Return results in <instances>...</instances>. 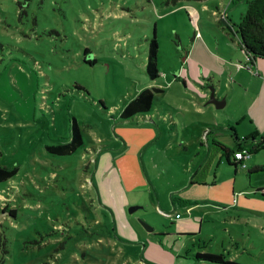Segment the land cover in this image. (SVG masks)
<instances>
[{"label":"rangeland","instance_id":"rangeland-1","mask_svg":"<svg viewBox=\"0 0 264 264\" xmlns=\"http://www.w3.org/2000/svg\"><path fill=\"white\" fill-rule=\"evenodd\" d=\"M229 1L0 0V163L18 168L0 184V264H178V257L190 253L172 249L171 239L147 227L165 234L178 227L189 231L187 243L195 250L192 263L185 264H200L193 255L205 252L239 264H264V233L241 226L245 217L264 226V201L255 195L264 191V172L249 179L246 169L236 172L217 159L207 184L183 190L193 205L199 202L198 215L187 217L178 205L172 213L183 216L178 221L151 208L130 214L140 205L129 206L128 222L142 232L141 244L121 240L120 226L101 201L103 184L111 198L118 187L131 201L156 202L150 177L164 198L166 176L178 165L171 158L193 169L191 176L197 169L200 138L193 132L215 128L223 142L257 137L251 120L242 119L264 106V60L245 68L248 59L237 36L236 9L242 4L232 5L233 22L220 21L219 10ZM155 30L160 72L155 84L164 92L144 114L152 117L144 126L164 138L151 144V131L125 123L121 113L153 84L146 63ZM238 70L242 87L238 83L232 91ZM216 89L221 101L229 97L224 108L211 103ZM74 118L82 147L67 157L50 154L47 146L69 142ZM209 139L212 144V135ZM260 141L251 140L258 150L247 158L249 167L264 165Z\"/></svg>","mask_w":264,"mask_h":264},{"label":"crops","instance_id":"crops-1","mask_svg":"<svg viewBox=\"0 0 264 264\" xmlns=\"http://www.w3.org/2000/svg\"><path fill=\"white\" fill-rule=\"evenodd\" d=\"M247 1L248 0H230L228 3L227 2L224 3L222 5L221 9L219 10V12L220 13L222 12V15H223L220 21L223 22L224 18H225V20H227L229 23L233 22L235 20V18H236L233 15V13H235L236 11L239 13L240 19H241V17L245 14V13H243L244 10H245L244 6L246 7V10H247ZM233 4L236 7L239 6L240 4H242V6L237 7L238 10L236 9V11H235V9H234L235 6L232 8ZM239 22H240V20H239ZM239 22H238V24H239ZM237 36L239 37L238 32H237ZM239 39H240V37H239ZM262 60H264V59H262ZM260 61L261 60H259L255 64L254 67H251L250 70H252L253 68H256V66L258 67V63ZM239 67H240V69H242L241 66H239ZM241 73H242V70H238V73L236 74V77H234L232 79L233 84L235 85V86L233 85L231 87L232 91H236L237 90L236 85H238V83H239V85L241 84L240 87H242V83L243 82L238 80V77H239V75ZM151 87H156V88L162 89L160 86L153 85V84L151 85ZM162 92H164L163 89H162ZM217 92H220V91H218V89H216L215 96H214L215 99L214 100L217 102V104L219 106H221L220 108H224L229 102V97L226 96V99L221 101L220 100V96L222 94L219 95V94H217ZM221 98H223V97L221 96ZM263 107H261V108L260 107H256V108L250 109L247 113L244 114L243 119H242V121H246V120L250 119L251 120V124L255 126V128H256V136L257 137H254L255 139L253 141L261 140V139H259L258 136L259 135L261 136V135L264 134V126H263V124H264V113H261L262 110H263ZM170 118L172 119L173 116L171 115ZM142 120H143L142 123H138V121H137V122H135V123H137L135 125H137V126L141 125L139 127V129H142L144 131H151L150 132L151 133V137L149 139L150 140L149 142L151 144L154 143V142H157L159 139L164 138V133H161L159 136H157V132L155 130L144 126V125H149V124L152 123V117L142 118ZM171 122H172V120H171ZM125 123H128V122H125ZM173 124L175 126H177V123H173ZM206 124H207V122H206ZM206 127H207V125L205 126V128ZM214 129L213 128L212 129L209 128L208 131L203 133V135H201V133L200 134H196V133L193 132V136L194 137L200 138V140H199L200 143L198 144V148L197 149L195 148V155L198 157L197 159H199V164L197 166L196 171L194 172V174L192 176H191V174L193 173V169L189 168L188 165L185 166L180 161H178V160H176L174 158H171V161L173 163L177 162V164H178L177 166L178 167L177 166L174 167V168L171 167L170 168V172H168V174L166 176V182L168 183V190L166 191V193L164 195V198L161 197V195L159 193V190H158V186L156 185L155 180L150 177L149 181L153 184V188L155 189L156 195H157V201L156 202L142 203L141 201L139 202V201H136V200H132L131 201L127 197H124L123 195L122 196L120 195V188L116 187L115 184H114V187H116L115 194H114V197L111 198L105 192L104 185L101 184L102 185L101 186V191H103V199H104V200H101V201L103 202V204L107 208H109V210L112 211V213L114 215L115 222L118 223V225L120 226V232H121L122 237L119 236V235L118 236L121 238V240H123L124 238L126 240V241L123 240V242H125V243H134V244H141V242H142L141 241L142 232L137 230L136 228H133L132 226H130V224L128 222V216H127L126 213H128L127 212L128 208L131 205H140L139 207H141V209H145V210H147L148 208H151L154 211L155 214H158V215H160V216H162L163 218H166V219H170V220L175 219L176 221L181 220L183 218V216H181L178 213L175 216L172 214L174 211L177 210V206L178 205L182 206L183 208H185L187 210L186 211V216L187 217H190L192 214L193 215H198L197 214V206L200 205L199 202H197L196 205H193L192 203L194 202V200L189 198V197H184L183 190H185L187 188H190V187L200 186V185L193 184L192 183V178L195 175V173L198 171V169L201 167V165L204 163L206 157L209 154L210 147H211V143H210L211 139H209V135H210V130H214ZM244 136L245 135H242V138ZM202 138H205V141H203ZM244 139H241V140H244ZM167 140L171 144V142H170L171 138H167ZM214 140H216V138L215 139L213 138V141ZM241 140L237 139V142H235V141H233V139L229 140V137H227L226 141L225 140H224V142L222 140H220V141L222 143H224L226 146H228L229 148L235 149L236 145L241 143L240 142ZM156 144L158 145V143H156ZM166 146L168 148V144H166ZM252 146L249 149L255 147L254 144H252ZM202 148H204L205 150L202 149ZM191 149H192V147H191ZM180 152L178 154H180ZM142 157L144 159L143 155H142ZM169 157H171L170 154L168 155V158ZM202 158L204 159L203 161H201ZM220 160H223V158L220 159ZM98 161L99 160H97V164H98ZM196 165H197V163L194 162V166H196ZM257 167L261 168V167H264V165L256 164V165L253 166V168H252V166L249 167L247 165L246 170H247L249 179H251V175L249 176V172L248 171L249 170H254V168H257ZM145 168L147 169V165L146 164H145ZM103 169H105V167L102 164L101 168L99 170V173L102 172ZM237 171H238V169H237ZM206 184H207V182H206ZM258 189H260V187H258ZM169 196H170V199H171L172 204L174 206V209L172 211H171V206L169 205V201H168L169 200L168 199ZM261 200L264 201V198L262 197ZM186 202L189 203V204L185 205ZM157 206H158V208H157ZM248 213L249 212L245 213L246 216H249ZM167 215H170V216H167ZM243 220H244V223H242L241 226H247V228L249 227L251 230H254V231L258 230V231H261V232L264 233V226L260 227L258 222L255 219L253 220V223L248 222V221H252L250 217H245V218H243ZM187 222H188V225H191L192 227L195 226V224L193 223L192 219L189 218L187 220ZM199 230L201 231V228H199ZM152 233H154V235H156V236H157V234L166 235L164 237L168 238V239H171L170 241H172V244L170 245L172 247V249L177 246V250H179L182 247H185L186 249L189 250L190 253L185 255L186 258L184 257V258L180 259V257H178V264H185L186 263L185 261L192 263L191 259H190V256H191V252H193L195 250V248L193 247V249L191 250L189 244L187 243V238L192 236V234H187V233H189V231H186L183 228L181 229V228L178 227L176 233H166L165 234V233H163V231L157 232L156 230H153ZM241 236L244 238L245 234L242 233ZM179 238H181V239H179ZM251 246L252 247H258V246H255L254 244L251 245ZM200 264H206V263H200Z\"/></svg>","mask_w":264,"mask_h":264},{"label":"trees","instance_id":"trees-1","mask_svg":"<svg viewBox=\"0 0 264 264\" xmlns=\"http://www.w3.org/2000/svg\"><path fill=\"white\" fill-rule=\"evenodd\" d=\"M180 1H203V0H164L165 5H177ZM238 35L242 45V50L245 53L248 63L247 69H251L255 64L264 59V0H248L247 10L241 17L238 24ZM158 54L159 44L156 38V30L154 36L149 40L147 50V63L146 74L150 82L153 85L160 78V72L158 68ZM162 89L156 87H150L142 90L136 97H134L123 109L121 113L122 119L126 122L135 123L139 116L149 113L156 98V95L161 93ZM210 135L216 140L211 144L210 151L206 157L204 163L195 173L192 178V183L195 185H205L208 176L211 172L212 166L217 159L224 158L229 166H233L235 171L242 165V161L235 159V154L239 151L248 150L251 155L257 152V148L249 149L252 146L251 140L254 138H245L241 140L240 144H237L235 149H231L221 141L217 140L222 134L216 133L215 129L210 130ZM83 145V137L81 129L77 120L72 119L71 135L69 142L61 145L47 146V151L59 157H67L75 153ZM261 148L264 147V137L260 141ZM2 153L0 151V159ZM249 176L257 173L264 172V167H257L254 170H249ZM18 174V168H9L0 163V184L6 183ZM255 195H260L264 198L262 190H258ZM189 203H185L188 205ZM13 213V212H12ZM11 213V214H12ZM157 236H166L164 234H157ZM195 261L206 264H239L236 262L228 261L224 255H216L213 253H197L193 255Z\"/></svg>","mask_w":264,"mask_h":264},{"label":"built area","instance_id":"built-area-1","mask_svg":"<svg viewBox=\"0 0 264 264\" xmlns=\"http://www.w3.org/2000/svg\"><path fill=\"white\" fill-rule=\"evenodd\" d=\"M245 68H247V67L245 66ZM249 156H251V153L248 150H243V151H239L235 154V159L237 161H242L243 163H242L241 167L243 169H246L247 168L246 160H247V158H249ZM263 193H264V191H263ZM167 216H170V215H167Z\"/></svg>","mask_w":264,"mask_h":264},{"label":"water","instance_id":"water-1","mask_svg":"<svg viewBox=\"0 0 264 264\" xmlns=\"http://www.w3.org/2000/svg\"><path fill=\"white\" fill-rule=\"evenodd\" d=\"M211 103L216 104V105H217V108H220V107H221V106H219V105L217 104V102H216L215 100H212ZM138 209H141V207H134V208H131V210H130L129 212H130V214H132L134 211H136V210H138ZM147 229H148L149 232H153V230H154L153 228H149V227H147Z\"/></svg>","mask_w":264,"mask_h":264}]
</instances>
